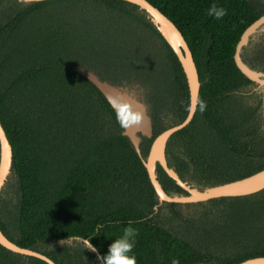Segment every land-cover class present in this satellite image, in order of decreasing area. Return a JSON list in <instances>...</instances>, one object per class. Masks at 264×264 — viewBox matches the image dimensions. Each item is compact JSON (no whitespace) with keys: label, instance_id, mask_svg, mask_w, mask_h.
Segmentation results:
<instances>
[{"label":"trees","instance_id":"16d2710c","mask_svg":"<svg viewBox=\"0 0 264 264\" xmlns=\"http://www.w3.org/2000/svg\"><path fill=\"white\" fill-rule=\"evenodd\" d=\"M148 1L182 33L201 83L192 120L167 142L168 165L198 187L262 169L264 130L249 104L252 81L233 57L241 34L260 13L247 0ZM213 3L227 9L223 19L208 16ZM76 66L114 84L128 85L132 76L144 82L147 92L141 94L150 104L155 133L165 123L158 115L166 108L172 112L166 125L187 115L182 67L137 5L0 0V123L13 151L0 191L2 233L56 264H100L82 242L59 241L86 238L102 256L129 222L139 232L137 264H171L173 258L180 264H237L264 256V189L159 203L113 109ZM201 101L207 105L203 112ZM151 141L143 138V156ZM157 173L166 192H185L159 165ZM0 264L48 263L0 245Z\"/></svg>","mask_w":264,"mask_h":264},{"label":"water","instance_id":"95a60500","mask_svg":"<svg viewBox=\"0 0 264 264\" xmlns=\"http://www.w3.org/2000/svg\"><path fill=\"white\" fill-rule=\"evenodd\" d=\"M24 2L39 1V0H20ZM139 7L140 10L146 13L147 19L153 24L160 35L164 38L167 44L171 47L176 55L188 86L189 105L188 112L185 118L173 124L162 131L155 133L154 123L148 102L145 100L141 91H135L129 85L114 84L111 81L101 78L93 70L76 66L74 70L89 80L106 98L108 101L111 97L117 99H124L131 102L134 109L141 110L144 113L142 122L138 125L130 126L126 131H121V134L126 136L131 142L135 152L140 157L144 164L148 178L154 191L157 195L159 203L174 202L187 203L199 202L212 198L244 196L253 194L264 189V167L256 172H253L242 178L224 182L217 185L198 187L194 184L183 180L175 169L168 165L166 157V145L171 135L178 130L185 127L193 118L200 91V80L192 52L184 39L182 33L177 26L171 21L163 12L151 4L148 0H126ZM264 24V15L253 21L241 34V37L236 45L234 52V62L240 72L257 83L264 92V75L263 73L251 68L245 61H243L241 52L242 49L249 42L250 37L257 32ZM264 99V94H263ZM143 138L152 139L146 156H143L141 143ZM13 151L11 144L6 136L5 130L0 123V191L4 186L8 176L11 173ZM157 165L165 171V173L172 178L175 183L180 186L184 193H168L166 192L158 177ZM86 239V238H84ZM88 240V239H87ZM92 244V243H91ZM0 245L5 248L23 255L37 257L46 261L48 264H56L45 254L31 248H24L9 240L0 229ZM93 245V244H92ZM94 246V245H93ZM96 257L101 256L99 251L93 252ZM98 259V258H97ZM99 261V260H98ZM100 262V261H99ZM101 264V262H100ZM192 264H211L206 262L192 263ZM237 264H264V256H256L243 260Z\"/></svg>","mask_w":264,"mask_h":264},{"label":"clouds","instance_id":"9594fccd","mask_svg":"<svg viewBox=\"0 0 264 264\" xmlns=\"http://www.w3.org/2000/svg\"><path fill=\"white\" fill-rule=\"evenodd\" d=\"M208 16L216 20L223 19L227 15V9L213 3L207 12ZM110 107L113 109L115 119L121 130L126 131L132 125H138L144 118V113L141 110L134 109L131 102L124 99H117L111 97L108 99ZM206 102L201 101L199 109L201 112L206 110ZM102 225H97V232ZM139 235L138 229L131 226V222L123 230V234L115 238L109 245L108 252L105 255L98 256L101 264H137L136 256L133 254V249L136 245V237ZM82 242L88 250L96 252L97 248L93 246L90 240L77 237L68 236L66 240H61V245L72 246L73 242ZM171 264H180L179 259L173 258Z\"/></svg>","mask_w":264,"mask_h":264},{"label":"flooded vegetation","instance_id":"af4514ba","mask_svg":"<svg viewBox=\"0 0 264 264\" xmlns=\"http://www.w3.org/2000/svg\"><path fill=\"white\" fill-rule=\"evenodd\" d=\"M247 1L254 5L256 10L260 13V16L264 15V0ZM247 48L248 51L246 54L245 52ZM241 56L243 61H245V63H247L251 68L263 73L264 75V24L250 37L249 42L242 49ZM254 83L251 82V84L247 87L250 91H252L253 96L249 100V104L256 109L255 118L258 119L259 124L262 122L261 128L264 130V92L257 83L255 84L258 88L252 87L251 85H255Z\"/></svg>","mask_w":264,"mask_h":264},{"label":"rangeland","instance_id":"374dc122","mask_svg":"<svg viewBox=\"0 0 264 264\" xmlns=\"http://www.w3.org/2000/svg\"><path fill=\"white\" fill-rule=\"evenodd\" d=\"M135 50H138V48L136 47L135 48ZM247 51H248V48L246 49V54H247ZM135 76H132L131 78H129L128 79V85H129V87L131 88V89H133V90H135V91H146L147 92V88H146V85L144 84V82H141L140 80H139V78H135ZM155 78H158V75H157V73H156V71H155ZM254 83V82H253ZM255 84V83H254ZM252 87H255V88H258L257 87V85L255 84V85H251ZM149 103V102H148ZM150 105V104H149ZM150 110H151V107H150ZM164 112H162V115H164L165 114V116H166V118H164V117H162V115L161 114H159L158 115V118H159V120L160 121H163V122H165V123H161L160 125H163V124H165V126H166V128L167 127H169L170 125H166V123L171 119V115H172V112H171V110L170 109H165V110H163ZM152 113V112H151ZM172 123V122H171ZM159 125V126H160ZM157 127L156 128V130H159V132L160 131H162L163 129H165L164 127L163 128H161V127ZM191 184H193V183H191ZM195 185V184H194Z\"/></svg>","mask_w":264,"mask_h":264}]
</instances>
